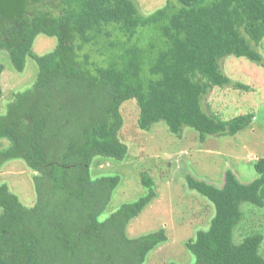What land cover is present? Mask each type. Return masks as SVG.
<instances>
[{"label": "trees", "instance_id": "trees-1", "mask_svg": "<svg viewBox=\"0 0 264 264\" xmlns=\"http://www.w3.org/2000/svg\"><path fill=\"white\" fill-rule=\"evenodd\" d=\"M40 35L56 39L54 50L33 51ZM263 43L264 0H167L150 14L135 0H0V52L18 73L28 59L39 68L0 113V170L22 161L36 192L27 207L0 184V264H145L169 240L166 230L131 238L127 229L157 197L154 179L144 173L147 195L101 220L121 178L92 175L95 162L128 157L125 103L136 102L141 131L165 123L178 137L185 128L235 136L255 114L224 120L206 100L215 89L251 92L222 61L245 58L264 70ZM3 72L1 64L0 97ZM254 168L247 184L232 170L221 187L187 178L215 209L186 242L194 264H264V234L236 243L243 205L264 208V158Z\"/></svg>", "mask_w": 264, "mask_h": 264}, {"label": "rangeland", "instance_id": "rangeland-1", "mask_svg": "<svg viewBox=\"0 0 264 264\" xmlns=\"http://www.w3.org/2000/svg\"><path fill=\"white\" fill-rule=\"evenodd\" d=\"M142 12L150 14L163 7L167 0H135ZM56 39L40 35L33 51L44 55L54 50ZM264 56V43L259 48ZM3 93L0 97V113L14 95L35 83L39 68L32 59L27 60L23 73L14 70L7 52H0ZM222 69L233 81L252 88L245 93L230 88L215 89L206 100L211 112L229 120L247 113L255 114L253 123L235 136L201 137L191 128H185L181 137L170 132L165 123L155 125L151 131L137 127L139 108L135 101L125 103V120L120 139L129 147L124 162L101 160L93 166V177L120 176L121 182L101 215L105 220L126 204L147 195L142 175L148 173L156 183L157 197L128 226V236L138 238L166 230L169 240L152 251L145 264H194L195 256L186 248V242L196 237L201 229H207L215 209L206 198L191 191L187 178L221 187L226 170H232L241 183L258 178L254 164L264 158V70L245 58L227 57ZM6 145V144H5ZM101 171V173H99ZM33 172L20 160L8 161L0 170V184L18 196L27 207L36 202L32 179ZM245 219L236 231V243L252 232L264 234V208L244 204ZM1 212V211H0ZM264 253V243L262 246Z\"/></svg>", "mask_w": 264, "mask_h": 264}, {"label": "crops", "instance_id": "crops-1", "mask_svg": "<svg viewBox=\"0 0 264 264\" xmlns=\"http://www.w3.org/2000/svg\"><path fill=\"white\" fill-rule=\"evenodd\" d=\"M247 184V183H246Z\"/></svg>", "mask_w": 264, "mask_h": 264}]
</instances>
